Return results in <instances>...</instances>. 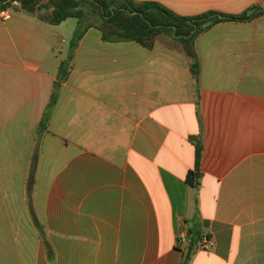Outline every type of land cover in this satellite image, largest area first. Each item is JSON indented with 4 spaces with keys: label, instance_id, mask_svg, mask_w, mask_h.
Listing matches in <instances>:
<instances>
[{
    "label": "crops",
    "instance_id": "0c3cea01",
    "mask_svg": "<svg viewBox=\"0 0 264 264\" xmlns=\"http://www.w3.org/2000/svg\"><path fill=\"white\" fill-rule=\"evenodd\" d=\"M134 1L182 17L264 10V0ZM6 13L0 264H180L194 231L210 246L199 241L189 264H264V12L197 36V81L167 34L151 49L103 38L88 9L71 47L75 19L49 25L16 1Z\"/></svg>",
    "mask_w": 264,
    "mask_h": 264
},
{
    "label": "trees",
    "instance_id": "16d2710c",
    "mask_svg": "<svg viewBox=\"0 0 264 264\" xmlns=\"http://www.w3.org/2000/svg\"><path fill=\"white\" fill-rule=\"evenodd\" d=\"M14 1L19 3L23 11L49 25L55 26L68 19H75L77 29L70 42L71 47L77 44L84 30L89 27V18L83 21L84 10L76 9L80 5L90 6V9L98 11L100 19L92 13L89 16L95 23L108 28L107 35L103 38L108 36L116 40L132 41L151 49L160 34L172 36L190 59V71L195 81L199 74L195 50L197 36L218 23L247 21L264 12L254 7L238 16L207 12L196 17H182L160 4L134 0H0V11L6 10ZM62 69L63 65L60 67V70ZM200 156L201 146L195 141V172L188 174V182L191 185H196L200 179ZM200 240L199 231L190 232L188 242L181 250L180 264H189Z\"/></svg>",
    "mask_w": 264,
    "mask_h": 264
},
{
    "label": "built area",
    "instance_id": "2783aa9c",
    "mask_svg": "<svg viewBox=\"0 0 264 264\" xmlns=\"http://www.w3.org/2000/svg\"><path fill=\"white\" fill-rule=\"evenodd\" d=\"M6 10L0 11V18L5 19L7 17ZM178 242L179 244H184L187 242V236L184 232L178 234ZM210 246L206 237H202L200 240V250H206Z\"/></svg>",
    "mask_w": 264,
    "mask_h": 264
},
{
    "label": "water",
    "instance_id": "95a60500",
    "mask_svg": "<svg viewBox=\"0 0 264 264\" xmlns=\"http://www.w3.org/2000/svg\"><path fill=\"white\" fill-rule=\"evenodd\" d=\"M77 10H84V14H83V21H85L87 19V11L88 9L98 18L100 19L101 16L99 15L98 11L96 10H92L90 9V6H88L87 8H85L84 6L80 5L76 8Z\"/></svg>",
    "mask_w": 264,
    "mask_h": 264
},
{
    "label": "rangeland",
    "instance_id": "374dc122",
    "mask_svg": "<svg viewBox=\"0 0 264 264\" xmlns=\"http://www.w3.org/2000/svg\"><path fill=\"white\" fill-rule=\"evenodd\" d=\"M103 27L108 31V28L103 25Z\"/></svg>",
    "mask_w": 264,
    "mask_h": 264
}]
</instances>
